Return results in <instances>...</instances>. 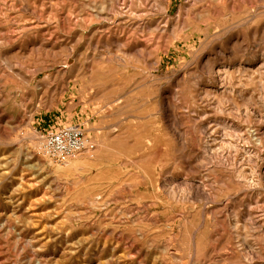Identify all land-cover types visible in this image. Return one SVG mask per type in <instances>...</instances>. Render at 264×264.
<instances>
[{"label": "rangeland", "instance_id": "374dc122", "mask_svg": "<svg viewBox=\"0 0 264 264\" xmlns=\"http://www.w3.org/2000/svg\"><path fill=\"white\" fill-rule=\"evenodd\" d=\"M0 264H264V0H0Z\"/></svg>", "mask_w": 264, "mask_h": 264}, {"label": "built area", "instance_id": "2783aa9c", "mask_svg": "<svg viewBox=\"0 0 264 264\" xmlns=\"http://www.w3.org/2000/svg\"><path fill=\"white\" fill-rule=\"evenodd\" d=\"M41 151L52 162L64 163L94 149L84 130L77 125H65L41 132Z\"/></svg>", "mask_w": 264, "mask_h": 264}]
</instances>
